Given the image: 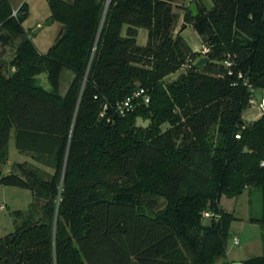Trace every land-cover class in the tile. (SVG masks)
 I'll return each instance as SVG.
<instances>
[{"label": "trees", "instance_id": "1", "mask_svg": "<svg viewBox=\"0 0 264 264\" xmlns=\"http://www.w3.org/2000/svg\"><path fill=\"white\" fill-rule=\"evenodd\" d=\"M185 2L49 0L62 30L42 54L25 6L15 14L0 0V47H15L0 63V183L33 197L0 238V264H232L235 218L219 202L247 190L261 195L252 222L264 235V114L243 119L264 91V0ZM188 25L201 52L183 37ZM64 69L74 78L62 95ZM140 91L150 104L141 97L120 115ZM12 136L32 162L3 174Z\"/></svg>", "mask_w": 264, "mask_h": 264}, {"label": "rangeland", "instance_id": "2", "mask_svg": "<svg viewBox=\"0 0 264 264\" xmlns=\"http://www.w3.org/2000/svg\"><path fill=\"white\" fill-rule=\"evenodd\" d=\"M12 10L19 11L22 6H25L27 17L23 23L24 29L29 34V37L36 47L42 53H47L56 43L59 34L62 30V25L59 21L52 19V11L49 0H8ZM192 0H186V4L190 5ZM207 8L212 7L211 0H201ZM180 19L177 31L180 30L184 23V12L178 10ZM51 22V23H50ZM50 23V24H49ZM183 37L188 41L191 47L201 52L203 44L199 35L195 32L191 25H188L183 32ZM138 43L141 46L147 43V31L139 30ZM204 52H207L204 49ZM15 54V47L2 48L0 47V63L2 61H11ZM5 68V65L0 67V70ZM179 75H172L166 81L171 82L176 80ZM74 78V73L68 69H64L60 81V93L65 95L70 83ZM40 85L46 89L51 86L45 75L39 77ZM264 97V91L257 89L254 92V102L244 111L243 119L247 123L257 120L260 115V104ZM165 127V126H163ZM10 161L2 167L3 174L11 172L13 163L32 162L29 157H26L18 152L15 146L14 137L9 143ZM32 193L30 190L23 187L4 186L0 183V238H3L15 231V221L13 213L15 211L26 212L32 202ZM261 195L256 190H247L242 196L234 198L222 196L219 202L220 208L234 216V220L229 223L230 239L227 244V256L229 262L234 263H250L253 260L264 256V235L261 226L258 223L252 222L253 218H259L261 215ZM3 208V209H2ZM238 238L239 246H234L233 239Z\"/></svg>", "mask_w": 264, "mask_h": 264}, {"label": "built area", "instance_id": "3", "mask_svg": "<svg viewBox=\"0 0 264 264\" xmlns=\"http://www.w3.org/2000/svg\"><path fill=\"white\" fill-rule=\"evenodd\" d=\"M15 14H16V12H15ZM141 97H143L142 99H143L144 104H146V105L150 104L151 98L148 95H145V91H140L138 93L136 92L132 97H129L128 99L117 104L118 113L120 115L124 116L127 113L135 110L137 108L136 102H138L139 99H141ZM260 112H261V115L264 114V99L262 100V103L260 104ZM204 217L210 218V214L204 213ZM233 244H234V246H239L240 245L239 239L234 238Z\"/></svg>", "mask_w": 264, "mask_h": 264}, {"label": "water", "instance_id": "4", "mask_svg": "<svg viewBox=\"0 0 264 264\" xmlns=\"http://www.w3.org/2000/svg\"><path fill=\"white\" fill-rule=\"evenodd\" d=\"M191 10L194 13V16L197 14V10H196V5H192L191 6ZM51 23V22H50ZM49 23V24H50ZM205 63H208V60L206 58L201 59L198 63H197V67H202ZM254 102V100H252V103ZM150 124V121H146L143 122V120L141 118L138 119V123H137V127L142 126L143 128L147 129L148 126ZM15 240V239H14ZM234 264H243V263H234Z\"/></svg>", "mask_w": 264, "mask_h": 264}, {"label": "crops", "instance_id": "5", "mask_svg": "<svg viewBox=\"0 0 264 264\" xmlns=\"http://www.w3.org/2000/svg\"><path fill=\"white\" fill-rule=\"evenodd\" d=\"M229 261V260H228Z\"/></svg>", "mask_w": 264, "mask_h": 264}]
</instances>
